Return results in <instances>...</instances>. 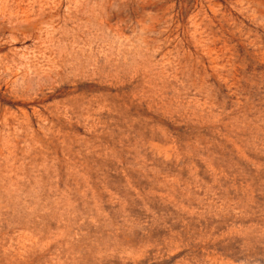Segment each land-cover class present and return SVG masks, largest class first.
<instances>
[{"label":"rangeland","instance_id":"obj_1","mask_svg":"<svg viewBox=\"0 0 264 264\" xmlns=\"http://www.w3.org/2000/svg\"><path fill=\"white\" fill-rule=\"evenodd\" d=\"M0 264H264V0H0Z\"/></svg>","mask_w":264,"mask_h":264}]
</instances>
